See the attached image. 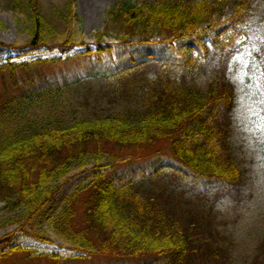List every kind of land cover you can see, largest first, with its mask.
Returning <instances> with one entry per match:
<instances>
[{"label": "trees", "instance_id": "trees-1", "mask_svg": "<svg viewBox=\"0 0 264 264\" xmlns=\"http://www.w3.org/2000/svg\"><path fill=\"white\" fill-rule=\"evenodd\" d=\"M77 1L65 0L62 10H54L59 21L80 28ZM10 4L30 21L29 49H46L50 55L51 20L41 0ZM261 29L264 0H117L83 51L63 59L62 54L85 45L69 35L58 44L60 56L8 61L0 67L2 77L11 82L0 96V227L17 220L30 224L52 202L71 170L92 160V180L66 197L50 219L55 235L80 254L45 255L55 263L108 255L126 264L141 256L147 259L137 264H191L192 256L203 249L195 247L194 227L177 216L172 194L180 188L200 194L240 181L241 169L228 141L235 133L236 104L229 65L244 44L257 37L264 74ZM114 53L122 65L109 75L127 91L126 99L133 98L132 111L58 123L61 88L39 83L37 65L82 59L88 75L97 76ZM46 104L50 114L44 119L22 120L28 109ZM156 141L168 144L170 158L158 155L138 170L120 169L139 157L130 154L101 162L102 145L134 150ZM163 178L168 185L159 192L144 186ZM2 212L13 215L4 217ZM13 235L0 236V260L21 252L32 257V250L15 243Z\"/></svg>", "mask_w": 264, "mask_h": 264}, {"label": "rangeland", "instance_id": "rangeland-1", "mask_svg": "<svg viewBox=\"0 0 264 264\" xmlns=\"http://www.w3.org/2000/svg\"><path fill=\"white\" fill-rule=\"evenodd\" d=\"M116 1L78 0L75 11L81 19L80 29L73 22L63 23L57 19L54 9L62 10L65 0H41L42 10L51 20L47 47L52 48L53 52L48 55L46 49H29L27 44L31 39L30 21L24 13L10 4V0H0V67L8 61L18 63L38 57L60 56L58 44L69 35L77 41L82 39L85 45L75 47L69 54H62L63 59L67 55L83 51L86 45L94 42L93 32L101 26L104 13ZM261 30L264 35V29ZM258 50L259 41L257 37H253L244 44L229 65L230 77L235 86L236 104L232 123L235 133L233 136L231 133L228 141L231 155L241 169L240 181L235 186L213 188L200 194L181 188L172 194L177 216L184 223H188V226L194 227L191 234L198 242L195 247L203 249L192 256L194 260L191 264H264V74ZM119 57L115 53L113 58L107 57L109 63L101 68V73L97 76L88 75L82 59L37 65L35 77L39 83L44 80L61 88L57 95L58 110L55 113L58 123L70 124L80 118L121 115L132 111L135 105L133 98L129 96L126 99L124 92L127 91L119 89L117 77L109 75L110 69H120L122 63L119 62ZM102 74L105 75L101 76ZM16 78L18 85L24 88L21 75L17 74ZM10 86L9 77H2L0 71V96L5 95ZM21 90L18 88L17 92ZM48 113L50 114L49 105L35 106L34 109L27 110V118L22 120H32L35 117L44 119ZM17 121L15 118L14 122ZM151 146L122 150L112 144L102 145L105 152L101 162L112 163L116 157L130 154L139 157L132 159L130 163L121 164L120 169L138 170L158 155L170 158L167 143L156 141ZM156 150L159 152L154 153ZM94 164V161L87 160L84 166L74 167L52 202L30 224L23 225L17 220L0 227V236L13 232V241L33 252L32 257H28L25 252L10 255L1 259L0 264H126L120 258L108 255L61 258L59 263L45 255L80 254L73 245L55 235L50 219L61 210L66 197L89 184ZM157 183L146 181L144 186L159 192L168 185L164 178ZM1 215L9 217L13 214L2 212ZM146 259L144 256L133 257L127 262L137 264Z\"/></svg>", "mask_w": 264, "mask_h": 264}]
</instances>
